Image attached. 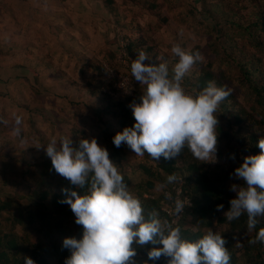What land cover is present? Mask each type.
<instances>
[{"label": "rangeland", "instance_id": "obj_1", "mask_svg": "<svg viewBox=\"0 0 264 264\" xmlns=\"http://www.w3.org/2000/svg\"><path fill=\"white\" fill-rule=\"evenodd\" d=\"M116 3L123 5L120 21L126 23V28L116 24L104 0H0V120L6 121L0 123V199L28 194L31 179L43 173L41 164L51 160L45 148L52 138L59 142L70 137L75 146L84 131L88 139L95 138L110 151L109 133L115 131L107 130L99 111L101 104L87 94L86 87L89 81L104 77L97 67L112 65L118 74H130L135 59L126 48L129 40L146 41L144 46L153 48L157 60H166L170 73L178 62L171 52L174 45L199 52L202 59L184 78L205 69L223 80L235 96L229 100L232 104L229 112L221 110L218 114V126L224 130L233 122L234 114L240 112L239 108L248 111L240 113L247 121L251 116L259 118V110L250 111L256 102L238 81L239 69L227 65L226 60L229 52L245 48L246 57L255 55L260 60H254L261 68L255 75L264 82V50L257 49L247 33L240 35L245 26L253 28L254 15L263 12L264 0H116ZM219 27L228 37L219 34ZM256 35L264 42L262 30ZM140 88L144 92L146 86ZM17 115L23 118L19 135L15 132ZM235 128L232 143L217 144L215 162H203L193 155L188 159V163L198 161L211 178L224 184L232 197L237 195L232 186L239 185L234 176L236 164L251 155L241 153ZM250 129L243 133L248 135ZM141 164L155 166L156 161L128 152L123 169L134 183L146 177L139 170ZM158 187L159 192L162 184L158 183ZM227 211H221V216ZM209 229L224 236L229 252L235 254L236 264L260 262L261 254L258 256V251L251 248L253 230L232 231L228 223L218 224L217 219L202 232L205 234Z\"/></svg>", "mask_w": 264, "mask_h": 264}, {"label": "clouds", "instance_id": "obj_2", "mask_svg": "<svg viewBox=\"0 0 264 264\" xmlns=\"http://www.w3.org/2000/svg\"><path fill=\"white\" fill-rule=\"evenodd\" d=\"M171 52L178 58L171 73L166 63H145L149 59L140 51L131 63V74L146 88L140 102L129 106L135 119L132 127H126L113 137L119 148L126 144L136 156L148 154L154 161L160 157L172 159L187 148L194 158L203 162L217 159L218 119L220 102L230 95L227 87H217L210 82L195 94L185 90L183 78L192 66L202 59L199 52L193 53L179 45ZM23 118L15 117V132H21ZM0 123L6 121L0 120ZM257 146L261 152L243 158L235 169L234 176L243 182L233 185L236 198L230 200V208L224 213L227 221L247 215V230L252 231L258 223L257 217L264 216V137ZM54 170L76 189L65 188V198L75 215V223L83 228L82 238L66 237L62 247L71 255L65 264H135L136 246L162 245L147 252L148 261L168 257V264H230L231 254L226 239L212 229L195 241L181 237L179 227L164 224L152 214L146 218L140 200L124 182L117 165L110 159L106 148L95 138H84L74 147L70 137L59 142L52 138L45 148ZM213 157L215 159H213ZM234 158V157H233ZM176 176L169 175L172 183ZM185 203L175 202V213H182ZM223 205L217 206L221 211ZM264 242L261 228L250 243ZM24 264H36L24 257Z\"/></svg>", "mask_w": 264, "mask_h": 264}, {"label": "trees", "instance_id": "obj_3", "mask_svg": "<svg viewBox=\"0 0 264 264\" xmlns=\"http://www.w3.org/2000/svg\"><path fill=\"white\" fill-rule=\"evenodd\" d=\"M104 5L109 14L115 18L116 24L126 28V23L120 21L123 5L116 3V0H104ZM254 16L256 20L253 28L245 26L240 35L247 33L255 43L256 48L264 50V42L258 40L259 36L256 35L257 31L262 30L264 32V10ZM236 26L239 27L240 25ZM219 34L228 37V34L220 27ZM146 43L144 40H129L126 48L129 53L133 54L134 59L140 51H144L149 57L145 63L157 65L165 63L166 60H157L156 55L153 54V48L144 46ZM245 51V48H242L233 54L229 52L226 64L239 69L238 81L256 102V106L253 102L250 111L259 110L257 114L259 118H252L251 116L250 120L247 121L242 114H247L248 111L239 108L240 112L234 114L233 122L228 126L227 131L218 126V143H232L234 140L232 130L236 126V141L241 153L257 155L261 152V149L257 146L258 141L264 137V82L255 75L261 69L254 62L258 59L255 58V55L247 56L250 57L247 58ZM109 66V68L115 70L114 66ZM97 69L104 77L95 82L89 81L86 92L101 104L99 111L102 122L107 125V130L113 129L115 131L109 133V137L112 138L109 157L117 165L129 191L140 200L146 218L156 214L166 230L169 225L173 228L179 227L181 237L191 241L201 238L204 235L202 229L212 227L214 219H217L218 224L228 223L232 231L247 228L246 213L230 222L224 216H221V211L229 210L230 200L236 197L229 195L223 183L211 178L209 172L204 170L198 161L188 163L192 153L187 148L172 159L166 160L160 157L159 160H155V166L141 164L139 170H142L146 177H143V179L141 177L138 183H134L132 176L123 169L128 158V152L132 150L124 143L119 148L115 147L113 137L126 127H132L135 124L136 121L129 105L133 102H140V97L143 95L140 88L142 84L135 80L131 72L130 74L127 73L133 83L134 90L132 94H125L117 87V79L111 75L105 66L104 68L97 67ZM260 72L263 74L262 71ZM210 82L217 87L225 86L221 78L205 69L199 70L190 78H183L185 89L193 94L207 87ZM234 97L230 92V95L220 102L216 111L217 118L221 110L222 112H229V107L232 105L229 100ZM105 116H109L110 119L104 120L103 117ZM248 127L252 129L246 135L243 131ZM76 132L74 133L75 138H77ZM81 134L79 141L87 138L86 132L81 131ZM78 146L76 144L74 147ZM145 157L150 156L145 153ZM242 162L243 160L238 162L236 168ZM41 166L43 173L31 179L32 182L29 184L26 196L20 198L19 196L10 195L3 200L0 199V264H24L25 256L32 258L36 264H65L66 258L71 253L68 249L62 247L63 239L66 237L82 238V226L75 223L76 218L70 206L60 201L65 198L62 189L69 188L83 194L87 191V188L83 190L76 189V186L54 170L51 160H45ZM173 174L177 179L169 183L167 177ZM180 182H182L183 195L189 198L191 206L185 210L179 223L173 225L164 211V207L174 198L175 188L179 186ZM158 183L162 184L163 187L159 192L157 191L160 188ZM238 183L241 185L243 182L238 180ZM218 205H223L221 211H217ZM189 218H191L190 222H188ZM257 220L258 223L253 229L251 241L255 239L257 232L264 228V216L257 217ZM133 246L137 248V254L141 255L138 258H133L135 264H144L148 260L147 252L151 248L162 247V245H152L150 243L144 246H136L135 244ZM251 248L253 251H258V256L261 254L260 262L255 263L264 264V258L262 257L264 242L251 243ZM230 254V264H236L235 254ZM168 259L170 258L161 256L155 262L148 261V264H168Z\"/></svg>", "mask_w": 264, "mask_h": 264}, {"label": "built area", "instance_id": "obj_4", "mask_svg": "<svg viewBox=\"0 0 264 264\" xmlns=\"http://www.w3.org/2000/svg\"><path fill=\"white\" fill-rule=\"evenodd\" d=\"M106 68L111 73V75L117 79V87L121 89L125 94H132L134 90V86L130 78L125 75L118 74L116 70H113L107 66ZM175 192L176 193L174 198H172V201L170 203H167L164 207V211L167 213L173 225L179 223V221L183 217L185 210L191 206V201L189 200V198L183 195L182 182H180L179 186L175 188ZM177 199H180L186 204L185 207L183 208L182 213H180L179 215L175 213V202ZM70 255L71 254H69V256ZM140 256H141L140 254H136L134 258H138Z\"/></svg>", "mask_w": 264, "mask_h": 264}]
</instances>
